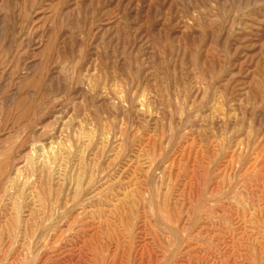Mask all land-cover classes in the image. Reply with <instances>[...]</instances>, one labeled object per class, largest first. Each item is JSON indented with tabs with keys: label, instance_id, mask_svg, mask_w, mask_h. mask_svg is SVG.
Wrapping results in <instances>:
<instances>
[{
	"label": "rangeland",
	"instance_id": "rangeland-1",
	"mask_svg": "<svg viewBox=\"0 0 264 264\" xmlns=\"http://www.w3.org/2000/svg\"><path fill=\"white\" fill-rule=\"evenodd\" d=\"M0 264H264V0H0Z\"/></svg>",
	"mask_w": 264,
	"mask_h": 264
},
{
	"label": "bare ground",
	"instance_id": "bare-ground-1",
	"mask_svg": "<svg viewBox=\"0 0 264 264\" xmlns=\"http://www.w3.org/2000/svg\"><path fill=\"white\" fill-rule=\"evenodd\" d=\"M35 161V160H34Z\"/></svg>",
	"mask_w": 264,
	"mask_h": 264
}]
</instances>
